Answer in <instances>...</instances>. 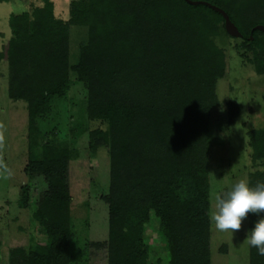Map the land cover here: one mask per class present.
<instances>
[{
  "label": "trees",
  "instance_id": "16d2710c",
  "mask_svg": "<svg viewBox=\"0 0 264 264\" xmlns=\"http://www.w3.org/2000/svg\"><path fill=\"white\" fill-rule=\"evenodd\" d=\"M203 1L227 13L240 33L238 47L264 75V31L253 28L264 25V0ZM7 22L10 36L0 62L8 63L13 97L28 100L22 171L27 179L40 175L45 184L31 212L45 241L8 248L7 264H74L71 206L78 197L69 190L70 151L49 140L38 150L31 143L35 117L52 98L65 96L71 73L77 90L85 88L88 117L107 125L96 140L109 150L108 192L101 197L107 237L92 243L105 247V264H150L147 225L166 244L167 264H208L209 108L226 69L224 50L214 43L220 31L226 33L221 14L185 0H72L68 19L61 20L51 1L42 0L31 12L9 14ZM70 24L80 26L83 37L74 62ZM33 72L42 73L36 88L24 81ZM235 110L229 101L230 123ZM248 137L257 168L247 180L255 186L264 182V126L250 129ZM18 204L29 205L25 184ZM258 219L248 215L247 234ZM248 255L249 264H264L255 247L248 245Z\"/></svg>",
  "mask_w": 264,
  "mask_h": 264
},
{
  "label": "rangeland",
  "instance_id": "374dc122",
  "mask_svg": "<svg viewBox=\"0 0 264 264\" xmlns=\"http://www.w3.org/2000/svg\"><path fill=\"white\" fill-rule=\"evenodd\" d=\"M50 1L53 16L67 20L72 0ZM41 4L42 0L0 1V49H4L10 36L9 14L31 12ZM81 34L80 26L69 25L70 62L77 58L78 44L83 39ZM214 43L224 50L226 69L216 81L217 102L209 108L206 158L208 264H249L248 244L244 242L247 219L238 232L218 231L209 221V212L213 205V191H226L239 179H248L257 168V161L251 157L248 131L264 126V75L255 73L252 64L245 58L249 52L237 45L239 38L220 31ZM33 73L24 81L36 88L42 73ZM9 78L8 63L3 60L0 62V135L4 138V146L0 149V161L9 171L0 169V228L5 229V233H0V264H7V247L10 244L33 246L45 241L44 233H39L41 228L31 217L33 203L45 189V184L40 175L27 179L22 171L27 151L28 100L13 97L15 90L9 85ZM70 79L65 96L52 98L48 109L35 117L31 143L36 150L47 140L68 147L71 157L69 190L73 197H78L73 199L71 206L73 238L69 248L76 257L71 263L105 264V247H96L92 243L105 241L107 237V205L101 197L108 192L109 150L102 140L96 143L107 125L88 117L85 88L77 90L74 86V73H71ZM229 101L236 109L231 123L227 117ZM89 142L95 146L94 150L90 149ZM23 184L28 189L29 205L26 207L18 204L19 186ZM150 214L149 223L156 228L157 219ZM143 235L150 250V264H154L156 258H160L158 264H167L166 244L161 237L148 225Z\"/></svg>",
  "mask_w": 264,
  "mask_h": 264
},
{
  "label": "clouds",
  "instance_id": "9594fccd",
  "mask_svg": "<svg viewBox=\"0 0 264 264\" xmlns=\"http://www.w3.org/2000/svg\"><path fill=\"white\" fill-rule=\"evenodd\" d=\"M3 146L4 138L0 135V149ZM0 169L9 171L2 161ZM211 198L213 205L209 212V221L218 231L238 232L250 213L259 216L244 242L255 247L258 255L264 256V216H260L264 212V182L251 186L247 179H239L226 191H213Z\"/></svg>",
  "mask_w": 264,
  "mask_h": 264
},
{
  "label": "water",
  "instance_id": "95a60500",
  "mask_svg": "<svg viewBox=\"0 0 264 264\" xmlns=\"http://www.w3.org/2000/svg\"><path fill=\"white\" fill-rule=\"evenodd\" d=\"M185 1L190 3V4L202 3V4L212 8L213 10L217 11L223 17V27H224V30L226 31V33L229 34L230 36H233V37H239L240 36V33L237 30L236 26L229 19L227 13L223 9H221L218 6H215L213 4H210L207 1H203V0H185ZM253 28L264 31V25H262V24H256Z\"/></svg>",
  "mask_w": 264,
  "mask_h": 264
},
{
  "label": "crops",
  "instance_id": "0c3cea01",
  "mask_svg": "<svg viewBox=\"0 0 264 264\" xmlns=\"http://www.w3.org/2000/svg\"><path fill=\"white\" fill-rule=\"evenodd\" d=\"M14 218H15V217H13V219H14ZM14 220H15V219H14ZM35 231H36V229H35ZM0 233H5V229H4V227L0 228ZM39 233H43L41 229H40ZM104 239H105V238H104ZM42 243H43V242H42ZM16 246H25V245H21V244H19V245H15V244L11 245V244H10V246L7 247V249L10 248V247H16Z\"/></svg>",
  "mask_w": 264,
  "mask_h": 264
}]
</instances>
